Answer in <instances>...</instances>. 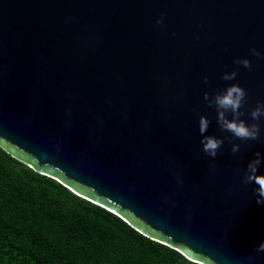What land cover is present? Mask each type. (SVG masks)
I'll use <instances>...</instances> for the list:
<instances>
[{"label": "water", "instance_id": "obj_1", "mask_svg": "<svg viewBox=\"0 0 264 264\" xmlns=\"http://www.w3.org/2000/svg\"><path fill=\"white\" fill-rule=\"evenodd\" d=\"M232 84L257 123L264 0H0V147L200 264H264V204L243 183L256 152L264 174V116L240 140L204 100Z\"/></svg>", "mask_w": 264, "mask_h": 264}, {"label": "trees", "instance_id": "obj_2", "mask_svg": "<svg viewBox=\"0 0 264 264\" xmlns=\"http://www.w3.org/2000/svg\"><path fill=\"white\" fill-rule=\"evenodd\" d=\"M0 264L200 263L0 147Z\"/></svg>", "mask_w": 264, "mask_h": 264}, {"label": "clouds", "instance_id": "obj_3", "mask_svg": "<svg viewBox=\"0 0 264 264\" xmlns=\"http://www.w3.org/2000/svg\"><path fill=\"white\" fill-rule=\"evenodd\" d=\"M158 21L157 23H160ZM254 56L260 57L261 53L255 48L250 50ZM235 64L243 65L245 68H250L251 63L248 59H236L233 61ZM237 75L236 71L231 73L225 72L221 79L226 81L233 80ZM207 83V77L204 78ZM247 92L244 88L237 84H232L226 89L218 90L210 98L209 93H204V100L209 107H214L217 112V123L221 130L230 132L235 138L240 140L256 141L260 136L259 119L264 116V102L257 101V106L250 112V116L257 123L247 124L244 120L240 119L244 115L240 109L246 106ZM231 115V119H229ZM210 121L205 116L199 117V132L202 135L200 143L202 144L203 152L208 156L215 158L222 144L223 139L217 138L212 135H204L209 127ZM224 139H228L225 137ZM240 150V145L233 144L232 153H237ZM255 159L247 164V170L243 176V183L245 185L255 183L258 187L254 190L257 196L256 203L264 204V174H257L258 167L261 164V153H255ZM257 251H264V242L257 246ZM251 259V257L249 258Z\"/></svg>", "mask_w": 264, "mask_h": 264}, {"label": "rangeland", "instance_id": "obj_4", "mask_svg": "<svg viewBox=\"0 0 264 264\" xmlns=\"http://www.w3.org/2000/svg\"><path fill=\"white\" fill-rule=\"evenodd\" d=\"M19 167L21 166V165H18Z\"/></svg>", "mask_w": 264, "mask_h": 264}]
</instances>
